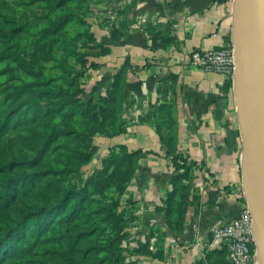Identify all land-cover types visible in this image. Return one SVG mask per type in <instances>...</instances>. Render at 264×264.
<instances>
[{
  "label": "rangeland",
  "instance_id": "rangeland-1",
  "mask_svg": "<svg viewBox=\"0 0 264 264\" xmlns=\"http://www.w3.org/2000/svg\"><path fill=\"white\" fill-rule=\"evenodd\" d=\"M93 6V0H0L1 169L14 162L12 170H0V264H149L163 242L154 209L139 195L138 153L99 149L98 136L122 131L138 101L126 98L122 77L112 84L92 71ZM232 103L237 181L224 189L238 205L235 217L248 220L254 256L235 89ZM254 130L260 135L263 124ZM26 215L29 223L22 224Z\"/></svg>",
  "mask_w": 264,
  "mask_h": 264
},
{
  "label": "crops",
  "instance_id": "crops-1",
  "mask_svg": "<svg viewBox=\"0 0 264 264\" xmlns=\"http://www.w3.org/2000/svg\"><path fill=\"white\" fill-rule=\"evenodd\" d=\"M93 3L92 71L111 83L122 77L126 98L138 101L122 131L98 136L99 149L139 155V195L163 235L148 263L231 264L211 229L238 213L224 189L237 181L233 74L206 71L188 57L231 39L234 0ZM175 154L196 164L175 172Z\"/></svg>",
  "mask_w": 264,
  "mask_h": 264
},
{
  "label": "bare ground",
  "instance_id": "bare-ground-1",
  "mask_svg": "<svg viewBox=\"0 0 264 264\" xmlns=\"http://www.w3.org/2000/svg\"><path fill=\"white\" fill-rule=\"evenodd\" d=\"M254 52V87L257 104L253 113H250L251 120L243 117V125L249 133V138L244 144L241 166L243 169V182L246 180L249 207L259 219L258 223L253 226L255 240H262V249L264 250V148L263 146L260 147L261 142L258 139L259 137L262 142L264 141V0L258 2ZM246 111L249 112L248 109ZM257 122L263 124V132L260 135L254 130ZM256 261L261 264L260 260L256 259Z\"/></svg>",
  "mask_w": 264,
  "mask_h": 264
},
{
  "label": "water",
  "instance_id": "water-1",
  "mask_svg": "<svg viewBox=\"0 0 264 264\" xmlns=\"http://www.w3.org/2000/svg\"><path fill=\"white\" fill-rule=\"evenodd\" d=\"M258 2L259 0H234L232 13V35L230 40L232 41L235 51V69L233 72L234 89L237 93L238 105L241 107L242 117L248 120H251L250 113H253L257 104V96L254 87V36ZM247 109L249 112L246 111ZM243 128L247 140L249 138V133L246 131L244 125ZM251 216L254 224L258 223V216L255 213H252ZM256 243L257 249L254 258L260 260L261 264H264L262 240H258Z\"/></svg>",
  "mask_w": 264,
  "mask_h": 264
},
{
  "label": "built area",
  "instance_id": "built-area-1",
  "mask_svg": "<svg viewBox=\"0 0 264 264\" xmlns=\"http://www.w3.org/2000/svg\"><path fill=\"white\" fill-rule=\"evenodd\" d=\"M191 65L206 71L232 75L235 69V51L231 40L219 47L193 49L188 57ZM214 237L224 242L231 264H252L250 227L247 219L231 218L211 229Z\"/></svg>",
  "mask_w": 264,
  "mask_h": 264
},
{
  "label": "trees",
  "instance_id": "trees-1",
  "mask_svg": "<svg viewBox=\"0 0 264 264\" xmlns=\"http://www.w3.org/2000/svg\"><path fill=\"white\" fill-rule=\"evenodd\" d=\"M111 84V83H110ZM113 84V83H112ZM5 120H0V129L4 128L5 126ZM114 152V150H113ZM116 152V151H115ZM122 155H132L134 153H131V154H128V153H125V152H120ZM137 153V152H136ZM171 162H172V167L174 169L175 172H180V171H183V173H185L189 168H191L192 166H194L196 163L194 161H187V158L186 157H183L181 156L180 154H175L171 157ZM3 167L5 169H1V165H0V170H12V168L14 167V162H8V163H4L3 164ZM180 176V175H179ZM66 196V194H64L63 196H61L58 200V202H60L62 199H64ZM46 208H42L41 210H45ZM40 210V211H41ZM29 219H30V215H26L23 217V219L21 220V223L22 224H26L27 222L29 223ZM41 219H39L40 221ZM37 221L33 228L35 230H38L40 228V222ZM13 226L9 227L7 229V231L5 232V234L3 236H7V233L11 230Z\"/></svg>",
  "mask_w": 264,
  "mask_h": 264
}]
</instances>
